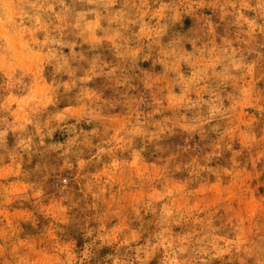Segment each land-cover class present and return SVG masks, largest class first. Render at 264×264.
<instances>
[{"label":"clouds","instance_id":"9594fccd","mask_svg":"<svg viewBox=\"0 0 264 264\" xmlns=\"http://www.w3.org/2000/svg\"><path fill=\"white\" fill-rule=\"evenodd\" d=\"M262 177L264 0H0V264H264Z\"/></svg>","mask_w":264,"mask_h":264},{"label":"rangeland","instance_id":"374dc122","mask_svg":"<svg viewBox=\"0 0 264 264\" xmlns=\"http://www.w3.org/2000/svg\"><path fill=\"white\" fill-rule=\"evenodd\" d=\"M60 142H62V140ZM133 164H135L134 161ZM262 179H264V177H262ZM177 187H179V184H177ZM220 190L221 186L218 183H212L208 185L207 188H205L204 186L193 188L190 191L195 198L192 199L190 203L193 207H198L201 205L214 207L221 199ZM139 195H141V193L138 191H128L127 193H125V201L131 202ZM225 198L231 200L233 214L237 217L248 216L255 210L254 203L245 201L242 198H235L231 195V193H227ZM261 207H264V205H262ZM16 214V209H13L11 212L6 213V215L8 216H13Z\"/></svg>","mask_w":264,"mask_h":264}]
</instances>
